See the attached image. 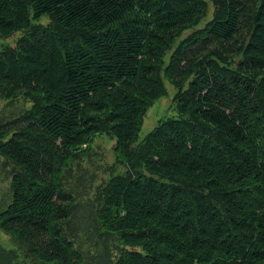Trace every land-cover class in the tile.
Wrapping results in <instances>:
<instances>
[{
    "label": "trees",
    "instance_id": "obj_1",
    "mask_svg": "<svg viewBox=\"0 0 264 264\" xmlns=\"http://www.w3.org/2000/svg\"><path fill=\"white\" fill-rule=\"evenodd\" d=\"M222 1L201 27L199 0H0V34L27 30L0 52V89L35 101L0 124L15 167L0 228L31 264H84L63 176L102 134L128 171L100 194L101 232L143 244L118 264H264V0ZM164 76L186 117L139 143Z\"/></svg>",
    "mask_w": 264,
    "mask_h": 264
},
{
    "label": "rangeland",
    "instance_id": "obj_2",
    "mask_svg": "<svg viewBox=\"0 0 264 264\" xmlns=\"http://www.w3.org/2000/svg\"><path fill=\"white\" fill-rule=\"evenodd\" d=\"M208 5V17L201 27L212 21L214 17L224 13L222 0H199ZM54 19L47 15L35 26H51ZM27 30H17L9 36L0 34V52L7 47H16ZM183 34L177 45L189 34ZM169 52L165 58V66L171 61ZM165 94L145 109L143 127L139 135V143L153 131L160 123L170 119L185 118L182 104L179 100V90L175 88L170 78L163 79ZM35 101L29 93L9 99L4 90L0 89V124L8 123L32 111ZM139 143H136L139 144ZM118 142L109 135H98L90 146L85 147L81 155L70 163L63 176L66 189L74 196L76 210L65 225L67 232L77 247L85 255L84 264H118L125 250L143 249V244L133 240L127 243L121 234L115 232H101L98 218L100 197L104 186L114 177L127 173L128 166L122 152L116 151ZM135 148V145H132ZM131 148V149H132ZM15 167L0 153V214L8 209L14 201L13 175ZM78 209V210H77ZM0 264H31L13 242L12 236L4 233L0 228ZM55 264V263H51Z\"/></svg>",
    "mask_w": 264,
    "mask_h": 264
}]
</instances>
